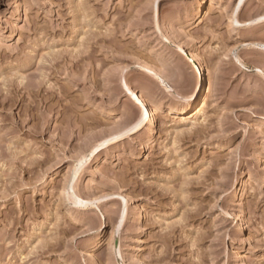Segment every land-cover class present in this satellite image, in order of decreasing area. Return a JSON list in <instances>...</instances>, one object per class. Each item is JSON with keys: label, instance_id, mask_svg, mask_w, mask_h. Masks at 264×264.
Listing matches in <instances>:
<instances>
[{"label": "rangeland", "instance_id": "obj_1", "mask_svg": "<svg viewBox=\"0 0 264 264\" xmlns=\"http://www.w3.org/2000/svg\"><path fill=\"white\" fill-rule=\"evenodd\" d=\"M0 264H264V0H0Z\"/></svg>", "mask_w": 264, "mask_h": 264}, {"label": "bare ground", "instance_id": "obj_2", "mask_svg": "<svg viewBox=\"0 0 264 264\" xmlns=\"http://www.w3.org/2000/svg\"><path fill=\"white\" fill-rule=\"evenodd\" d=\"M258 20H260V18L254 21ZM198 60L199 59L197 58V54H194L193 57L186 56V61L192 66V70L194 71L193 80L195 81L194 88L190 95V104L185 110L186 113H193L198 108L197 103L202 90L201 80L203 76ZM142 71L152 79L161 82L166 89H169V87L164 84L163 78L159 76L156 72H154L148 64L144 63L142 65ZM128 92L131 96H133L134 104L140 108V115L137 122L133 125V130H140L141 128H143V126H146L148 136H154L157 128L155 125L156 109L147 108L146 105L139 99V97L135 93L132 94L129 90Z\"/></svg>", "mask_w": 264, "mask_h": 264}]
</instances>
